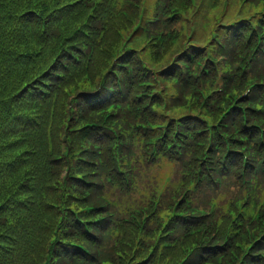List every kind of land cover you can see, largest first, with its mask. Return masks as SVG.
I'll return each mask as SVG.
<instances>
[{
  "label": "trees",
  "instance_id": "1",
  "mask_svg": "<svg viewBox=\"0 0 264 264\" xmlns=\"http://www.w3.org/2000/svg\"><path fill=\"white\" fill-rule=\"evenodd\" d=\"M167 1L161 9L164 18L160 10L157 22H147L151 30L139 32L145 42L123 45L143 0H0V264H240L241 258L264 264V239L253 243L264 235V222L231 231L233 226L224 223L226 216L219 223L214 214L213 222L210 217L184 219L174 214L188 212L192 204L209 209L206 199L220 193L231 194L230 200L241 194L244 177L238 151L244 148L251 155L259 152L258 161L257 156L250 159L247 175L253 165L264 174V144L251 127L258 120L264 125V116L258 118L264 112V85H255L242 97V104H256L246 113V127L239 108L225 115L221 127L226 128L229 152L227 142L215 134L210 153L222 167L221 187L202 164L205 146L198 144H206L207 132L198 106L181 120L197 138L190 159L174 145L181 135L172 129L170 137H164L162 158L174 164L172 172L178 171L167 183L156 173L162 158H151L142 141L164 135L149 129L145 121H164L163 97L151 94L159 91L155 75L182 93L181 106L210 107L215 99L232 104L229 94L204 100L198 91L203 72L198 81L195 76L187 80L180 62H192L191 53L195 71L197 62L206 58L209 84L224 88L229 82L235 85L231 94L244 93L258 69H264V53L253 36V26L264 15L223 30L225 49L217 45L212 54L236 60V69L226 74L212 65L210 51L193 43L184 46L183 16L170 3L174 0ZM89 46L95 47L92 55ZM146 76L151 86L143 85ZM145 89L151 93L139 95ZM167 99L173 103L170 96ZM122 103L134 110L116 107ZM219 105L210 110L219 112ZM96 147L105 168L98 162ZM136 172L149 178L152 199L161 192L158 212L151 209L152 214L140 221L136 209L129 207L138 196ZM112 206L122 212L117 220L108 218ZM207 243L217 247L205 249Z\"/></svg>",
  "mask_w": 264,
  "mask_h": 264
},
{
  "label": "rangeland",
  "instance_id": "2",
  "mask_svg": "<svg viewBox=\"0 0 264 264\" xmlns=\"http://www.w3.org/2000/svg\"><path fill=\"white\" fill-rule=\"evenodd\" d=\"M155 0H148V3L149 4H152L154 3ZM204 4L206 5L207 4V1L204 2ZM256 8V7H255ZM146 56L148 57L149 56V52H147Z\"/></svg>",
  "mask_w": 264,
  "mask_h": 264
}]
</instances>
